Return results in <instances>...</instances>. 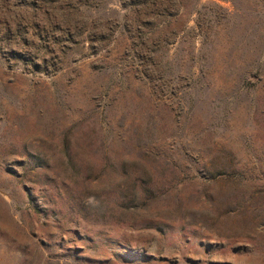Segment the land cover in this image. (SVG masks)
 I'll return each mask as SVG.
<instances>
[{
  "label": "rangeland",
  "instance_id": "374dc122",
  "mask_svg": "<svg viewBox=\"0 0 264 264\" xmlns=\"http://www.w3.org/2000/svg\"><path fill=\"white\" fill-rule=\"evenodd\" d=\"M0 264H264V0H0Z\"/></svg>",
  "mask_w": 264,
  "mask_h": 264
}]
</instances>
